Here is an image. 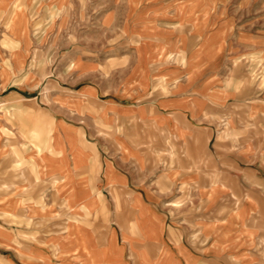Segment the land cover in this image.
Returning a JSON list of instances; mask_svg holds the SVG:
<instances>
[{
	"label": "crops",
	"instance_id": "0c3cea01",
	"mask_svg": "<svg viewBox=\"0 0 264 264\" xmlns=\"http://www.w3.org/2000/svg\"><path fill=\"white\" fill-rule=\"evenodd\" d=\"M15 1L0 264H264V87L232 62L243 43L153 15L173 4Z\"/></svg>",
	"mask_w": 264,
	"mask_h": 264
},
{
	"label": "rangeland",
	"instance_id": "374dc122",
	"mask_svg": "<svg viewBox=\"0 0 264 264\" xmlns=\"http://www.w3.org/2000/svg\"><path fill=\"white\" fill-rule=\"evenodd\" d=\"M22 0H16L14 6H23L20 3ZM146 0L157 5L165 6L167 4L175 5L170 8H163L153 13L156 17L168 18L173 17L182 19L186 17L199 18L201 16L210 19V24L214 29L224 32L227 35L233 36L231 41H239L243 43V51L241 56L233 58L232 62L237 65H244V86L250 87L254 83H258L260 87H264V53L262 52H247L245 50L249 43L250 34H259L264 36V0ZM188 7L186 10L182 6ZM4 8L5 6H1ZM0 7V49L3 46L11 44L9 35L10 32L17 26L16 15L11 16L7 8ZM151 12L149 13V15ZM37 15V14H36ZM148 15V16H149ZM243 36V37H240ZM246 38V39H244ZM263 39V38H259ZM230 42V41H229ZM242 50V49H241ZM0 53V62L4 57ZM232 55H235L232 51ZM235 72H230L229 75Z\"/></svg>",
	"mask_w": 264,
	"mask_h": 264
}]
</instances>
